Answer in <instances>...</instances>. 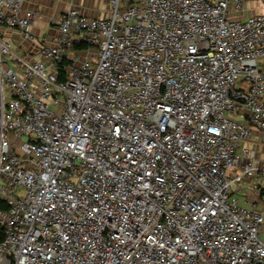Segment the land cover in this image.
Segmentation results:
<instances>
[{
  "label": "built area",
  "instance_id": "built-area-1",
  "mask_svg": "<svg viewBox=\"0 0 264 264\" xmlns=\"http://www.w3.org/2000/svg\"><path fill=\"white\" fill-rule=\"evenodd\" d=\"M247 1L0 0V264H264Z\"/></svg>",
  "mask_w": 264,
  "mask_h": 264
},
{
  "label": "crops",
  "instance_id": "crops-1",
  "mask_svg": "<svg viewBox=\"0 0 264 264\" xmlns=\"http://www.w3.org/2000/svg\"><path fill=\"white\" fill-rule=\"evenodd\" d=\"M26 2L29 8L39 15L37 34L45 33L48 23L60 17L71 5V0H26ZM75 3L90 17L103 18L106 16L105 11L108 5L105 0H75ZM257 14H264V0H248L245 3L244 16Z\"/></svg>",
  "mask_w": 264,
  "mask_h": 264
},
{
  "label": "rangeland",
  "instance_id": "rangeland-1",
  "mask_svg": "<svg viewBox=\"0 0 264 264\" xmlns=\"http://www.w3.org/2000/svg\"><path fill=\"white\" fill-rule=\"evenodd\" d=\"M232 117H234V116H232ZM262 238L264 239V234L262 235Z\"/></svg>",
  "mask_w": 264,
  "mask_h": 264
}]
</instances>
